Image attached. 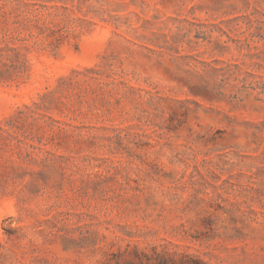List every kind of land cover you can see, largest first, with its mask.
Returning <instances> with one entry per match:
<instances>
[{"label": "rangeland", "instance_id": "rangeland-1", "mask_svg": "<svg viewBox=\"0 0 264 264\" xmlns=\"http://www.w3.org/2000/svg\"><path fill=\"white\" fill-rule=\"evenodd\" d=\"M262 15L0 0V264H264V95L219 32Z\"/></svg>", "mask_w": 264, "mask_h": 264}, {"label": "trees", "instance_id": "trees-1", "mask_svg": "<svg viewBox=\"0 0 264 264\" xmlns=\"http://www.w3.org/2000/svg\"><path fill=\"white\" fill-rule=\"evenodd\" d=\"M264 18V15H262ZM247 20L245 30L240 34L241 38L231 37V32L228 34L219 28L228 38L226 45L233 44L234 50L241 57V64H229L222 71L229 73L235 81L246 83L252 80L253 89L260 90L264 95V20L252 19L245 17ZM223 51H230V47H221ZM204 91L209 90L208 87L202 88Z\"/></svg>", "mask_w": 264, "mask_h": 264}]
</instances>
